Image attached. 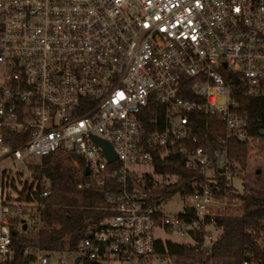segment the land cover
<instances>
[{
  "label": "built area",
  "instance_id": "built-area-1",
  "mask_svg": "<svg viewBox=\"0 0 264 264\" xmlns=\"http://www.w3.org/2000/svg\"><path fill=\"white\" fill-rule=\"evenodd\" d=\"M226 73L264 97V0H0V264L12 263L19 244L36 264L56 254L57 264L78 256V264H196L163 249L155 228L202 232L231 196L219 178L232 172L230 140L255 138ZM184 76L195 77L192 96ZM151 103L164 105V125L145 139ZM212 115L226 124L214 139ZM94 136L111 143L115 160ZM155 146L163 158L177 149L202 175L191 194L182 189L190 203L172 216L147 201L180 179L156 171ZM56 151L85 160L80 186L101 189L108 213L76 248L52 251L39 241L51 186L37 164ZM26 182L33 189L16 200L12 184Z\"/></svg>",
  "mask_w": 264,
  "mask_h": 264
},
{
  "label": "trees",
  "instance_id": "trees-1",
  "mask_svg": "<svg viewBox=\"0 0 264 264\" xmlns=\"http://www.w3.org/2000/svg\"><path fill=\"white\" fill-rule=\"evenodd\" d=\"M226 75L232 78V96L238 102L237 109L248 115L247 130L258 140L264 152V132H262L264 131V97L247 95L239 74L226 73ZM183 79L187 86L184 94L192 96L195 77L184 76ZM164 114V105L160 103H151L146 107L142 113L146 130L145 139H150V133L154 129L163 127ZM197 115L201 126V121L207 116L202 113ZM157 116L159 123L155 122ZM208 119L210 120L209 138H217L226 131V124L222 119L215 115L209 116ZM154 148L156 171L177 174L180 179L162 188L153 189L147 201L151 204H159L184 188L187 194H191L196 181L200 180L202 175L186 165L184 155L177 149L163 158L156 150V146ZM247 150L246 142L235 137L231 138L232 173L236 170L241 173L242 190L238 192L237 187L226 175H219V178L223 186L237 192L235 195L241 203L235 210L215 215L213 222L222 229L217 238L209 246L204 247L202 232H192V236L197 242L202 243V247L196 248L194 244L172 240L159 241L163 249L185 260H194L196 264H245V262L264 264V249L260 243L264 232V161L263 166L250 167L247 164ZM81 161L82 165H76L69 154L56 151L45 155L40 166L37 164L39 174L45 175L51 186L50 195L41 198L46 204V209L43 212L39 241L46 249L58 251L76 248L89 225L99 221L108 213L105 210L106 198L101 189L94 185L80 186L82 181L89 178L85 173L86 162L83 158ZM12 186L20 191L16 200L24 199L23 193L31 187L33 189V184L28 182L22 189L14 183ZM42 188L38 184L34 193L37 199L40 198ZM188 209L191 210V207L188 206ZM11 264L36 263L19 244ZM86 264L95 263L91 261Z\"/></svg>",
  "mask_w": 264,
  "mask_h": 264
},
{
  "label": "rangeland",
  "instance_id": "rangeland-1",
  "mask_svg": "<svg viewBox=\"0 0 264 264\" xmlns=\"http://www.w3.org/2000/svg\"><path fill=\"white\" fill-rule=\"evenodd\" d=\"M225 95L220 99V102L225 101ZM264 161V152L263 149L260 147V144L257 139L253 141V144L248 145L247 150V164L254 168L258 166H263ZM139 167V166H138ZM140 168L143 170H149L152 171L153 168L149 163H141ZM240 172L236 170L234 173L230 172L228 177L233 182V184L237 187L238 192L242 190V180L240 176ZM227 176V175H226ZM28 177V171L25 172L24 179ZM174 178V177H173ZM21 186V185H20ZM231 196L225 197L223 199V203L214 208V212L216 213H226L231 210L237 209L238 205L241 203L239 198L236 197L237 192H230ZM189 197L183 196L180 192L176 193L175 195H172L168 197L167 199L163 200L161 205V210L169 215L172 216L174 214L179 213L185 205L189 204ZM203 231L201 233V236L203 238V246H209L210 243H212L213 240L217 238V236L222 231L221 227L216 225L214 222H208L203 225ZM155 236L157 238H160L162 240H172L175 242H181V243H188V244H194L196 243L195 238L192 236L191 233L188 231H185V233H182L180 228L173 227V228H162L157 227L155 228ZM260 243L264 249V232L262 233V236L260 238ZM58 257V254L51 257L49 264H57L56 258ZM104 264H115L111 262H106Z\"/></svg>",
  "mask_w": 264,
  "mask_h": 264
},
{
  "label": "water",
  "instance_id": "water-1",
  "mask_svg": "<svg viewBox=\"0 0 264 264\" xmlns=\"http://www.w3.org/2000/svg\"><path fill=\"white\" fill-rule=\"evenodd\" d=\"M262 132H264V131H262ZM94 138H95V140L97 142H99L103 146L104 151L107 154V156H108L110 161H113V160H115L117 158V154L114 151V148H113V146L111 145V143L109 141H107L106 139H103L101 137H98V136H94ZM74 156L75 157H79V153H77V152L74 153ZM85 173L89 174V169H86ZM13 233H15V231H13ZM194 247L200 248V247H202V243L197 242V243L194 244ZM79 261H80V257L78 256L76 258V263L78 264Z\"/></svg>",
  "mask_w": 264,
  "mask_h": 264
}]
</instances>
